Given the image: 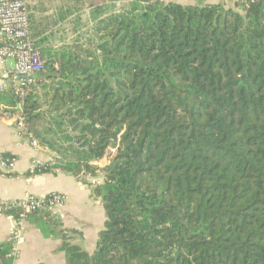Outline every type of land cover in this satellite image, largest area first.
Returning <instances> with one entry per match:
<instances>
[{
  "label": "trees",
  "instance_id": "16d2710c",
  "mask_svg": "<svg viewBox=\"0 0 264 264\" xmlns=\"http://www.w3.org/2000/svg\"><path fill=\"white\" fill-rule=\"evenodd\" d=\"M90 5L70 45L36 42L46 69L24 99L0 94L63 171L104 176L97 248L61 233L68 264H264V0Z\"/></svg>",
  "mask_w": 264,
  "mask_h": 264
},
{
  "label": "crops",
  "instance_id": "0c3cea01",
  "mask_svg": "<svg viewBox=\"0 0 264 264\" xmlns=\"http://www.w3.org/2000/svg\"><path fill=\"white\" fill-rule=\"evenodd\" d=\"M77 1L28 0L32 38L40 45V49L56 50L71 44L74 27L78 28V24L84 26L92 9L91 0H84L82 10L78 11ZM158 1L183 6L197 3L192 0ZM203 2L222 4L227 8L234 6L233 0ZM62 16L67 19L62 21ZM78 16L81 17L80 22L77 21ZM21 132L16 125V116L4 106L0 107V160L7 154L17 161L11 175H0V202L16 203L27 195L42 198L55 193L67 196L68 202L50 211L49 221L39 213L27 218L25 243L12 264H68L63 249L65 239L61 233L73 246L93 254L97 248L98 236L104 230L106 222L103 205L93 196L94 186L103 183V174L79 181L59 167V154L39 142V146L34 148L32 142ZM34 160L48 165V168L31 176L30 169ZM1 210L5 212L2 207ZM14 223L12 215L0 213V247L10 250ZM56 232L59 236L53 235Z\"/></svg>",
  "mask_w": 264,
  "mask_h": 264
},
{
  "label": "built area",
  "instance_id": "2783aa9c",
  "mask_svg": "<svg viewBox=\"0 0 264 264\" xmlns=\"http://www.w3.org/2000/svg\"><path fill=\"white\" fill-rule=\"evenodd\" d=\"M45 69L46 61L32 38L28 0H0V94L6 91L11 83L15 86L16 94L24 99L37 84L39 75L43 74ZM19 127L24 128L23 122ZM32 145L37 148L39 143L34 139ZM16 163L15 158H2L0 175H11L15 171ZM47 168L48 165L34 160L30 174L31 176L39 174ZM67 202V196L55 193L42 198L27 195L16 203H1L4 210H17V215L13 217L15 228L8 258L14 260L19 255L20 248L25 243L26 220L30 215L41 211H53ZM0 264H3L1 256Z\"/></svg>",
  "mask_w": 264,
  "mask_h": 264
},
{
  "label": "rangeland",
  "instance_id": "374dc122",
  "mask_svg": "<svg viewBox=\"0 0 264 264\" xmlns=\"http://www.w3.org/2000/svg\"><path fill=\"white\" fill-rule=\"evenodd\" d=\"M96 2H98V1H96ZM234 2V1H233ZM236 2H234V4H235ZM122 8V7H121ZM41 124H42V122H40ZM38 124V123H37ZM38 126H39V124H38ZM70 154V153H69ZM63 160H64V162H67V160L65 161V158H64V156H63Z\"/></svg>",
  "mask_w": 264,
  "mask_h": 264
}]
</instances>
